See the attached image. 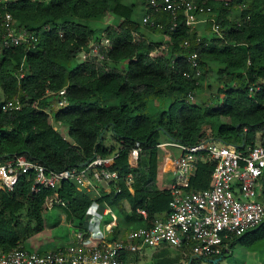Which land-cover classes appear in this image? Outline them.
<instances>
[{
	"label": "trees",
	"instance_id": "1",
	"mask_svg": "<svg viewBox=\"0 0 264 264\" xmlns=\"http://www.w3.org/2000/svg\"><path fill=\"white\" fill-rule=\"evenodd\" d=\"M126 1L0 0V20L7 11L16 27L28 33L27 42L0 48V105L12 98L20 102L19 109H0V160L22 155L60 171L115 153L110 169L120 177L115 184L121 188L116 193L110 183L109 192L100 189L91 197L68 181L33 195L31 176L21 175L12 191L0 190V251L19 247L31 252L26 243L45 228L43 201L54 191L65 202V220L76 222L77 229L97 234L103 204L118 219L111 238L118 236L119 228L146 225L137 209L146 211L148 221L168 210L172 182L161 187L157 180L168 173L172 155L167 147L179 151L175 167L182 154L169 143L219 141L241 151L264 143V0H193L206 12L204 29L210 35L185 25L181 10L170 29L168 14L154 12L146 0H140L143 14L151 15L153 25L148 28L166 36L163 50V42L142 34L133 19L136 3ZM106 18L114 23L91 28V21ZM213 24L219 34L213 32ZM99 30L103 31L97 36ZM102 33L110 44L108 51L100 49L103 61L93 54L80 61V53L88 51L90 42L98 41ZM1 34L0 25V39ZM193 50L202 72L197 84L186 59ZM76 59L79 62L74 64ZM213 72L214 99L192 102L188 93L201 92L203 81ZM63 88L67 105L50 109ZM149 103L157 109L153 114ZM49 118L68 126L69 141ZM105 133L111 136L110 145L105 144ZM133 148H138V157L131 167L128 158ZM212 169V162L198 160L186 190L209 188ZM127 174L131 191L122 179ZM259 195L264 203V174L259 178ZM257 230L264 233V218L234 238L229 250ZM140 254L141 250L123 253L124 264H136ZM179 257L182 264H211L192 256L188 248L169 246L156 249L151 264H175Z\"/></svg>",
	"mask_w": 264,
	"mask_h": 264
},
{
	"label": "built area",
	"instance_id": "2",
	"mask_svg": "<svg viewBox=\"0 0 264 264\" xmlns=\"http://www.w3.org/2000/svg\"><path fill=\"white\" fill-rule=\"evenodd\" d=\"M146 5L154 12L168 14L170 29L175 27L180 10L185 25L190 29H194L198 22L197 16L206 13L193 0H146ZM142 22L153 25L148 13L143 14ZM0 25V48L27 42L28 33L16 27L7 11L2 15ZM156 27L162 29L161 24ZM212 30L216 34L220 33L217 24H213ZM133 35L137 38L136 34ZM199 41L197 37L196 42ZM189 45L188 41L183 43L184 48ZM101 48L105 51L110 49L105 33L101 34L98 41L90 42L88 51L80 53V61L87 60L92 54L103 61ZM160 49H166L164 43ZM186 59L197 84L202 73L197 52H189ZM255 90L258 91L259 87ZM49 94L52 93L46 95ZM56 94L54 107L66 106L65 89ZM194 95L189 92L187 97L191 100ZM19 107L17 98L6 100L0 105L2 111L16 110ZM169 144L178 147L182 154L176 163L175 180L170 186L171 199L166 212L148 221L146 211L137 209L136 212L147 224L129 226L122 234L111 238L118 219L111 208L103 204L102 215H110L111 220L97 234L78 229L73 243L44 253L28 252L19 247L0 251V264H124L122 255L125 252L162 246L185 247L192 256L203 259H215L226 254L234 238L255 228L264 218V203L259 195V178L264 174V143H256L242 151L219 141H206L190 146ZM115 157V153L106 157L95 156L82 167L60 171L52 170L38 161L28 160L22 155L0 160V190L12 191L19 177L26 175L31 176L30 193L33 195L42 190H55L62 182L68 181L93 195H99L100 189L109 192V184L112 183L114 192L119 193L121 188L115 183L120 177L110 169ZM137 157L138 148L131 149L128 158L131 167L136 165ZM198 160H207L213 164L209 188L187 191ZM122 179L131 191V175L127 174ZM54 206L62 209L65 207V202L55 191L44 198L43 211Z\"/></svg>",
	"mask_w": 264,
	"mask_h": 264
},
{
	"label": "rangeland",
	"instance_id": "3",
	"mask_svg": "<svg viewBox=\"0 0 264 264\" xmlns=\"http://www.w3.org/2000/svg\"><path fill=\"white\" fill-rule=\"evenodd\" d=\"M136 3L137 8L134 9L133 19L138 21L140 31L145 37H148L154 41H161L165 42L166 36L160 33L152 32L148 27V24H143L142 22V3L140 0H133ZM126 2L130 3V0ZM198 22L194 25L196 29H199V33L203 35H210V31H206L204 29V24L207 20V16L205 15H198L197 16ZM114 23L112 18H106L103 21H91L90 26L91 28L95 29H103V25H110ZM194 27V28H195ZM103 30H99L96 32L98 36ZM79 59H76L74 64H77ZM122 65H118L117 69L122 70ZM214 69V67H213ZM215 70V69H214ZM217 83L214 72L209 74L205 81L202 83L201 92L196 93L194 98L191 99L194 103H207L214 99V93L216 91ZM1 100V95H0ZM52 105L54 102H51L50 109H52ZM156 108L149 103V112L153 114L156 112ZM50 122L54 126V128L59 131V133L69 141L68 137V126L66 124H59L52 122L51 118H49ZM105 144L110 145L111 143V136L109 133H105ZM114 146H117L115 143H112ZM167 150L171 153V160L168 166V173L159 175L158 184L161 187L168 186L171 182L175 180V161L178 158L179 151L173 147H167ZM160 156L163 155L162 151H159ZM91 197H93L92 193H89ZM43 217L45 218V228L31 236V238L26 243V248L29 249L31 252H46V251H53L64 246H67L74 242V234L78 230L76 227V222L70 223L65 220V214L63 209L57 206H54L50 210H44ZM111 220L110 215H102L99 218V223L97 227L99 230L104 228V224ZM138 225L134 223L131 227ZM98 230V232H99ZM262 230H257L255 232H250L246 238L245 243L237 242L235 243L229 250L227 254L221 258L217 264H264V233L261 234ZM124 230L119 228L118 235L122 234ZM260 234V235H259ZM155 248L145 247L141 250V254L139 257V261L136 264H151V255L155 251ZM181 257V254H180ZM176 261L175 264H182V259Z\"/></svg>",
	"mask_w": 264,
	"mask_h": 264
},
{
	"label": "water",
	"instance_id": "4",
	"mask_svg": "<svg viewBox=\"0 0 264 264\" xmlns=\"http://www.w3.org/2000/svg\"><path fill=\"white\" fill-rule=\"evenodd\" d=\"M84 165H85V163H82L79 165V167H82ZM219 260H220L219 258H216V259H206L205 261L208 263H211V264H217Z\"/></svg>",
	"mask_w": 264,
	"mask_h": 264
},
{
	"label": "crops",
	"instance_id": "5",
	"mask_svg": "<svg viewBox=\"0 0 264 264\" xmlns=\"http://www.w3.org/2000/svg\"><path fill=\"white\" fill-rule=\"evenodd\" d=\"M158 248H161V247H157V248H155V249H158Z\"/></svg>",
	"mask_w": 264,
	"mask_h": 264
}]
</instances>
